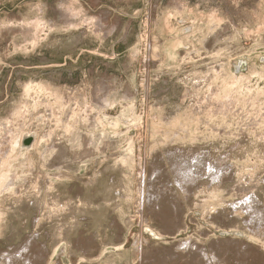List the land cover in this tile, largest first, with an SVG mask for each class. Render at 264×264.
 I'll list each match as a JSON object with an SVG mask.
<instances>
[{
  "label": "rangeland",
  "instance_id": "rangeland-1",
  "mask_svg": "<svg viewBox=\"0 0 264 264\" xmlns=\"http://www.w3.org/2000/svg\"><path fill=\"white\" fill-rule=\"evenodd\" d=\"M0 264H264V0H0Z\"/></svg>",
  "mask_w": 264,
  "mask_h": 264
},
{
  "label": "bare ground",
  "instance_id": "bare-ground-1",
  "mask_svg": "<svg viewBox=\"0 0 264 264\" xmlns=\"http://www.w3.org/2000/svg\"><path fill=\"white\" fill-rule=\"evenodd\" d=\"M173 152H174V151H173ZM176 152H178V150H176ZM175 154H176V153H175ZM175 167H176V166H175ZM176 168H177V167H176ZM177 169H178V170H177V173H178V174H177L176 176H178L180 173H183V172H181V171L179 170L180 167L177 168ZM159 170H160V169H159ZM183 170H184V169H183ZM174 171H175V170H174ZM213 171L215 172V170H213ZM143 172H144V171H143ZM163 172H164V171H163ZM163 172L161 171V173H163ZM141 173H142V172H141ZM184 173H185V172H184ZM184 173H183V174H184ZM186 173H187V172H186ZM156 175L159 176V177L161 178V175H159L158 173H156ZM180 175H182V174H180ZM180 175H179V176H180ZM184 175H186V174H184ZM217 175H218V173H217ZM217 175H216V176H217ZM143 176H144V175H143ZM153 176H154V175H153ZM157 176H156V177H157ZM151 178H152V177H151ZM151 178H150V179H151ZM154 178H155V177H154ZM154 178H153V180H154ZM141 181H142V180H141ZM188 182H189V181H188ZM139 189H140V188H139ZM140 190H141V189H140ZM156 190H157V189H156ZM156 190H155L154 194H156ZM190 191H191V190H190ZM157 192H158V191H157ZM159 192H161V191H159ZM148 193L150 194V193H152V192L149 190ZM154 194H152V195H154ZM159 195L164 196L162 193H160ZM159 195H157V196H158L157 199L160 197ZM149 196H151V194H150ZM155 196H156V195H155ZM167 197H168V196H167ZM150 198H151V197H150ZM155 199H156V198H155ZM155 199H150V201H151V200L155 201ZM157 199H156V200H157ZM159 199H160V198H159ZM161 199H162V198H161ZM248 199H249V198H248ZM170 200H171V198H170ZM172 200H173V199H172ZM153 201H152V202H153ZM251 201H252V200H251ZM173 202H174V201H173ZM153 203H154V202H153ZM177 204H178V203H177ZM163 205H164V204H163ZM248 205H249V204H248ZM245 212H247V211H245ZM241 219H242V218H241ZM250 223H251V222H250ZM160 229H162V228H160ZM152 236H153V237H156V235H154V234H152ZM203 236H204V235H203ZM212 249H213V248H212ZM200 253H201V252H200ZM207 263H208V262H207Z\"/></svg>",
  "mask_w": 264,
  "mask_h": 264
}]
</instances>
